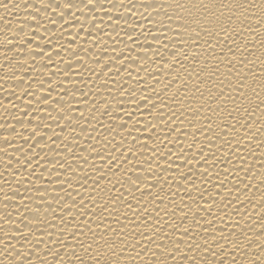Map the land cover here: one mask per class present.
Instances as JSON below:
<instances>
[{
  "label": "snow or ice",
  "instance_id": "snow-or-ice-1",
  "mask_svg": "<svg viewBox=\"0 0 264 264\" xmlns=\"http://www.w3.org/2000/svg\"><path fill=\"white\" fill-rule=\"evenodd\" d=\"M9 3L11 0H0V8L7 10ZM81 3L86 8L89 6L95 8L96 6V0H81ZM62 7L71 11L73 7L71 0H67ZM174 7L183 13V15L176 16L179 27L173 29V36L168 37V40L172 42L174 52L167 60L159 54L151 58V63L158 66L155 72L148 71L146 67L149 62L146 50L137 53V58H133L130 54L125 55L123 51L117 55L115 50H113V55L108 56L107 52L102 50V57L107 58L95 60L98 70L88 69L95 76V82H100L101 77L105 78L98 87L93 89L88 84H84V87L88 88L86 94L84 88L75 82L80 80L83 83V77L77 76L75 72L71 76L65 73L64 79L72 84V88L66 89L61 86L60 92L57 93L56 107L52 108L53 102L49 99L51 92L56 90L52 86L37 100L39 107H34L31 101L27 103L26 107L32 110L33 117L27 121V125H32L35 122L36 127H24L23 131L28 132V136H24L23 132L17 133V137L22 143L14 146L13 143H9L13 141L12 138L0 137V143L6 146L0 148V155H9V148L13 149V153L19 154L18 156L9 155V159L3 164L5 172L11 174V182L17 186L11 189V196L5 193L3 201H0L5 209L3 220H0V246L3 247L0 257H4L8 264H49L48 256H51L52 264H237L235 257L232 259H225V257H228L232 250H236L243 256L242 250L248 249L249 242L252 240L257 242L252 244V248L258 249L259 254L254 259H242L241 264H264V223H260V234L257 235L245 224L249 217L241 216L244 207L237 213L239 219L234 220L231 214L237 204L244 205V201L249 200L253 180L259 178L255 186V188H259V192H261V186H264V164L260 165V170L250 175L254 172V167L248 164L247 159L239 151L240 147L237 146L247 147L245 141L253 140L257 132H259V136L264 135V108L261 107L264 106V31H261L264 28V0H260L259 3H254L253 0H231L228 4H217L216 0H174ZM213 8H226L229 12L235 10V19L231 17L223 19L222 12L217 15L216 12L210 11ZM250 10L256 14L255 17L246 15ZM205 12L206 15H204ZM53 13L55 14L54 9ZM201 15L203 19L200 18ZM60 19H63L62 14ZM245 21L259 25L256 29L251 27L247 29L250 33L253 31L259 33L258 39L253 37L254 43L252 44L240 42L243 38L242 28ZM91 23L95 25L96 22L92 20ZM20 30L23 31V28ZM81 31H84L82 27ZM130 31H135V28H130ZM221 33H223L224 40L233 46L228 48L225 53L230 57L225 64L227 74L214 67L217 62L215 55L209 58L206 51H194V49L207 48L225 52L223 48H217L215 44ZM88 35L90 36L91 32ZM230 35L237 36V38L230 39ZM128 39L132 40V37L129 36ZM209 40H212L213 43H209ZM224 40L220 42L223 43ZM72 42L74 43V41ZM92 43L100 45L103 41L95 39ZM177 43L181 47L177 48ZM257 45L259 46L258 54ZM167 49L168 45L164 44L163 50ZM78 50L82 51L85 56L89 51L83 47ZM69 51L73 57L76 56V51L71 49ZM249 52H251L250 59L246 56V53ZM36 55L43 56L44 53L37 52ZM189 57L192 58L189 59ZM241 57L244 59L242 60ZM219 59L223 60L224 56H220ZM140 60H143L144 63H139ZM181 60L185 63H181ZM206 61L208 62L206 63ZM51 62V56H49L48 63L51 64ZM76 63L87 67L83 59H77ZM133 64L137 65L136 73L146 72L155 80V84H149L154 85V87H150L152 94L157 93L155 85L161 84L157 82L161 81L159 75H152V73H163L164 81H166L163 87L172 84L173 80L176 81L173 98H169L167 103L165 101L153 102L147 95H142L137 99L131 92L128 93V96L135 101L137 110L141 104L150 105L144 109L150 115L152 109H159V112L163 113L169 104H179L181 109L187 111L192 117L189 124L194 131L191 142L187 143L186 148L179 146V141L186 138V131L183 127L184 119H181L184 111H180V116L176 112H172L169 120L166 121L167 125H171L173 121L177 122L176 127L170 128V133H176L175 143L165 137L151 149H149L148 141L141 143L139 137H135L129 142L127 137L132 136L131 132L122 135L113 128V122L118 116H126L131 120L135 113L129 114L123 111L125 105L119 101L116 108H113L108 99V97H113V92L108 87L109 81L112 80L110 73L113 72L109 70V66L116 65L114 71L117 73L118 81L122 84L124 76L120 74L121 69L127 77L132 79L130 66ZM228 65L232 66L228 67ZM237 66H239V70L235 71V78H233L232 73ZM65 67L71 69L72 65L69 63ZM189 69H193V71L189 73ZM185 73H189L191 79ZM218 73L219 75H217ZM53 75H57V73L54 72ZM225 75L227 82L220 80V76ZM166 77L168 79H165ZM217 80H219V84L216 83ZM137 81L136 83L139 84ZM210 82L211 88L208 87ZM188 85L195 87L197 92L204 89H207L208 92L207 98L205 96L203 99L196 97L197 107L195 108L184 107L185 101L188 100L191 93ZM39 86L44 88V82L40 81ZM212 88H215L216 91H212ZM117 90L121 97L127 91L120 85ZM144 90L143 87L140 88L141 92ZM76 91L81 92L80 99L83 102V107L89 110L87 117L83 112L77 113L71 103L77 99ZM178 91L182 99L174 98ZM104 92H107V96H104ZM24 95L29 96L31 93L25 91ZM65 97H70V100H66ZM209 100L216 102L215 107L202 109L201 105H206V101ZM228 102H231L232 108L227 110L225 117L223 105ZM257 104L260 109L259 116L250 122L247 117L241 119ZM11 108L15 109V105H12ZM47 108H52L57 115L53 116L51 112L45 111ZM216 109L218 111H214ZM41 113L44 116L43 120L40 118ZM234 113L239 114L234 115ZM101 116L108 118L109 123L106 126L101 123ZM227 118H231L235 123L229 122ZM155 119L162 120L163 117L156 116ZM214 119L221 120L222 126L214 125ZM93 121L97 126H93ZM16 122L24 124L23 120ZM138 123L139 121L136 122V124ZM53 126L58 128L59 132L54 131ZM158 126L151 120L145 124V127L150 131L149 140L151 133H155ZM214 126L221 127V132H215ZM98 127L103 128L107 135L103 133L98 136L91 135L92 132L98 131ZM125 127L126 122L118 125L120 129ZM0 129L16 131L14 127L2 125H0ZM37 129L40 131L38 132ZM197 132L200 134L199 136L196 135ZM48 133L51 135L48 136L47 143H41L45 141V136ZM64 133H67V136ZM117 136H120L119 141L116 140ZM80 141H84V143H80ZM217 141H222V143L216 146ZM168 144H172V148H177L178 151L173 152L172 148L167 147ZM259 146L257 145V147ZM162 148L166 151H161ZM224 148L231 149V151L223 152L217 156V152ZM248 151L252 150L248 149ZM254 155L255 153H253ZM234 159L238 161V164L233 163ZM262 159H264V155H262ZM81 160L83 165L80 163ZM175 161H179V163ZM220 164L227 166L220 169L218 168ZM38 169H40L39 175L37 174ZM44 171L48 172L47 178L43 175ZM89 172L92 173L91 176H89ZM16 173L20 174L19 178ZM197 173H199L198 177ZM240 173H243V176ZM32 177H35V180H32ZM25 179L32 185V188H25V191L30 195L24 196L18 204L17 211L21 206L24 209L23 212H19L20 223L15 225V232L18 235L10 236L8 229H11L13 224L7 222L13 219H10L12 214L7 211L9 204L5 201L15 202L13 197L17 196L16 193H20L19 186ZM45 179H47V184L37 186L36 181ZM198 179L199 184L197 183ZM0 180L3 181V184H0L2 185L0 193H4V186L9 185L10 180L3 173H0ZM74 180L79 185L78 188L73 187ZM249 184L252 185V188L249 187ZM52 185L55 187H51ZM114 185L119 186L113 188ZM165 185L168 186L167 190ZM33 188L35 195L32 194ZM57 188L63 192V195L56 191ZM73 192L76 193L75 196H73ZM49 195L52 197L51 201L47 200ZM242 196L243 200H241ZM38 201L47 202V209H44L43 212V203ZM233 201L235 202L233 203ZM33 204L35 207L31 206ZM53 204L59 209V213L56 212V208H53ZM162 204L163 208L160 207ZM259 205L264 209V192L261 193ZM250 206L256 208L257 203ZM157 209L159 210L157 211ZM242 209L243 211H241ZM49 211L52 213L53 222L45 219ZM169 213L172 215L169 216ZM105 216L112 217L111 223L109 220H105ZM130 216L134 217V220L128 219ZM165 216L168 217V221H163ZM189 216H191V221H189ZM225 216L227 219L224 218ZM260 216L264 221V211L260 212ZM57 217L59 218L58 224L55 223ZM81 217L85 218L82 220ZM90 220L93 222L104 221L103 228L107 229V233L97 236V229L101 228V224L90 223ZM135 221H139L140 224L135 225ZM177 221H182V223L178 224ZM252 224L257 227L256 224ZM20 225H23V228ZM130 226H133L134 230L132 235H127L126 231ZM49 228L53 231L49 232ZM73 230H76L74 234ZM53 232L58 233L56 238L53 237ZM140 232L148 233L147 236L139 237L146 244H150L145 255L156 256V251H153L155 249L164 258L145 260L144 256H140L139 260L134 261L130 256H119L123 251V245L132 241L135 233ZM248 232L252 234L248 235ZM200 233L205 236L209 233L212 235L208 239H204L203 236H199ZM198 236L206 247L202 248L201 244L197 242ZM241 236L243 242L240 240ZM81 237L89 243H81L79 240ZM110 238L116 242L109 243ZM94 239L97 241L95 247L91 243ZM218 239L220 243L215 244V248L218 251H223H220L219 256H217V252H212L211 255L215 259H198L196 255H193L197 250L200 253H208L209 248L213 246L211 242ZM13 240L18 241L20 246L17 247L13 244ZM42 240L43 243H41ZM69 240L73 244L66 247L65 242ZM137 242L133 241L129 245L130 248H134ZM161 242H166L168 246H163ZM77 243L82 249L80 255L73 256L70 260H66L63 256L56 258L61 248L67 251ZM42 244L43 248H41ZM50 244L54 247L48 251L47 257H41L40 253L48 249ZM37 245L40 246L37 247ZM225 245L228 247L225 248ZM102 247L114 249L111 252L113 258L105 255L97 259L96 256L100 255ZM140 247L143 249L145 244H141ZM89 249H92L96 255L81 259ZM30 251L35 255L30 256ZM172 253L174 255L170 258L166 255ZM117 256L119 259H115Z\"/></svg>",
  "mask_w": 264,
  "mask_h": 264
},
{
  "label": "bare ground",
  "instance_id": "bare-ground-1",
  "mask_svg": "<svg viewBox=\"0 0 264 264\" xmlns=\"http://www.w3.org/2000/svg\"><path fill=\"white\" fill-rule=\"evenodd\" d=\"M66 2L67 0H11V3H9L7 10L0 8V125L5 127H14L16 129L15 132L4 131L0 129V137L8 136L12 138L13 141L9 143H13L14 146L22 143V141L18 139L17 133L23 132L24 136L29 135L28 132L23 131L25 126H28L29 128L36 127L35 122H33L32 125H27V121L29 119H33L31 115L32 110L26 107L27 103L31 101L34 107H39V105H37V100H39L41 96L47 92L50 86H52L56 90L51 92V96L49 97V99L52 100V108H54L57 106L56 98L57 93L60 92L61 86L66 89L72 88V84L68 80L64 79L65 73H68L71 76L72 73L75 72L77 76H82L83 83L80 80H76L75 82L84 88V93L86 94L88 93V88L84 87V84H88L89 87L95 89L99 86V83L103 82V80L105 79L104 77H101L100 82H95V76H93L92 73L88 70H98V65L95 63V60L100 58H107L102 57V50L104 52H107L108 56L113 55V50H115V53L117 55L121 51H123L125 55L130 54L133 58H137V53L146 50L149 60L146 67L148 71L152 72H155L158 67L156 64L151 63V58L153 56L159 54L167 60V58L170 57L174 52V50L172 49V42L168 40V37L173 36V29L179 27V25H177L179 21L176 20V16L183 15V13L180 12L179 9L173 11V0H96L95 8H92V6L86 8L81 3V0H71V3L73 5L71 11H67L62 7V5ZM216 2L217 4H228L231 2V0H216ZM253 2L259 3L260 0H253ZM53 9L55 10V14L53 13ZM210 11L216 12L217 15H220V13L222 12L223 19H227L229 17L235 19V10L233 12H229L226 8H223L220 12H217L216 9L213 8L210 9ZM61 14L63 15V19H60ZM206 14L207 13L205 12L204 15ZM246 15L255 17L256 14L250 10ZM169 17L171 18L170 20L168 19ZM200 18L203 19V16L201 15ZM92 20H95V25L91 23ZM81 27L84 29V31H81ZM133 27L135 28V31H130V28ZM249 27H251L252 29H256L259 27V25L245 21L242 28L243 38L240 41L241 43L252 44L254 43L253 37H255L256 39L259 38V33L255 31L250 33L247 31ZM21 28H23V31L20 30ZM100 29L102 30L100 31ZM261 31H264V28H262ZM89 32H91L90 36L88 35ZM129 36L132 37V40L128 39ZM237 36H239V34H237ZM237 36L230 35V39H235L237 38ZM95 39H100L103 41V43L100 45H94L92 41ZM221 40H224L223 33H221L219 39L215 41V44L217 48H223L225 52H219V50L216 51L215 49L207 48L199 50L194 49V51H206L209 55V58H211L212 55H215L217 57V62L214 67L219 68L221 72L227 74V68L225 67V64L226 61L230 59V57L228 55H225V53L227 52L228 48H232L233 46L227 40H224L223 43L220 42ZM72 41H74V43ZM209 43H213V41L209 40ZM164 44L168 45V49L165 51L163 50ZM80 47L89 49L87 56H85L82 51L78 50ZM179 47H181V45L177 43V48ZM69 49H71L72 51H76L75 57L71 55ZM258 49L259 46L257 45V54ZM130 50L132 51L130 52ZM233 51H235L234 48ZM37 52H43L44 55H36ZM57 53H59V55H57ZM222 55L224 56V59L220 60L219 57ZM49 56H51V64L48 63ZM246 56L250 59L251 52L246 53ZM191 58L192 57H189V59ZM77 59H83L86 62L87 67H84L81 64H77ZM241 59L243 60L244 57H241ZM207 62L208 61H206V63ZM69 63H71L72 65L71 69L65 67V65ZM139 63H144V61L140 60ZM181 63L185 62L181 60ZM256 65L258 67V61L256 62ZM231 66L232 65H228V67ZM130 67L132 69V79H130V77H127L123 69H121L120 74L121 76H124V81L122 82V84H120L118 78L116 77L117 73L114 71L116 65L109 66V70H112L113 72L110 73V77L112 78V80L109 81L108 87H110V90L113 92L114 98L108 97V99L112 103L113 108H116L117 102L119 101L120 103H123L125 105L123 111H126L129 114L135 113L131 120H129L126 116H118L117 119L113 122V128L119 131L122 135H126L127 132H131L132 136L127 137L129 142L135 137H139L141 143H143L144 141H148L149 149H151L152 146L158 144L159 141L161 139H164L165 137L175 143L174 137L176 136V133H170V128L176 127L177 122L173 121L171 125H167L166 121L169 120L172 112H176L177 115L180 116V111H184V109H181V106L179 104H169V107H165L163 113L159 112V109H152V114L150 115L149 112L144 111V109L146 107H150V105L141 104L139 110H137V108L135 107V101L129 98L128 93L131 92L137 99H139L142 95H147L152 99L153 102L159 103L160 101H165V103H167L169 98H173L172 95L174 94V84L176 83V81L173 80L172 84L163 87L164 83L166 82L164 81L163 73H152V75H159V78L161 79V81H157L161 84L155 85V90L157 91V93L152 94V89L150 87H154V85L149 84H155V80H153L152 77L148 76L146 72L136 73L135 68L137 67V65L133 64ZM237 70H239V66L234 69L232 73L233 78H235V71ZM192 71L193 69H189V73ZM54 72H56L57 75H53ZM189 73H185V75H189ZM137 75H139V77H137ZM217 75H219V73ZM137 79H139V81H137ZM165 79L168 78L166 77ZM189 79H191L190 75ZM220 80H225V82H227L226 75L220 76ZM40 81L44 82V88H40ZM136 81L139 84H137ZM216 83L219 84V80H217ZM118 85L127 90L125 91L123 97L120 96V93L117 90ZM141 87L145 89L144 92L140 91ZM188 87L191 89V93L189 94L188 100L185 101L184 107L195 108L197 107L196 97H200L201 99H203V97L205 96V98H207L208 92L207 89L201 90V92H197L196 88L192 85H188ZM208 87H212L211 82L209 83ZM25 91L31 93V95L25 96ZM212 91H216V89L212 88ZM225 92H227V89H225ZM75 94L77 99L75 101H71V103L76 108L77 113L83 112L85 117H87L89 115V110L83 107V102L80 99L82 95L81 92L76 91ZM152 95H156L158 97ZM104 96H107V92H104ZM174 98L182 99V97L179 96V91ZM65 99L70 100V97H65ZM214 99L215 97L213 98V100ZM213 100L206 101V105H201V108H210L211 106L215 107L216 102ZM12 105H15V109L11 108ZM223 106L225 108L226 117L227 110H230L232 108V104L231 102H228ZM261 107L264 108V106ZM52 108H47L45 109V111L51 112L53 116H56L57 113L54 112ZM214 111H218V109ZM259 112V104H257L254 109L249 110V113H245L244 116L241 117V119L247 117L248 121L250 122L252 119L259 116ZM25 113H28V115H25ZM235 114L239 113H234V115ZM156 116H162L163 119L157 120L155 119ZM40 118L42 120L44 119L43 113H41ZM191 118L192 117L187 111H184L183 116L181 117V119H184L183 127L186 131V138H182L179 141V146L185 148L187 146V143L191 142L194 131L193 127L189 124V120ZM227 119L229 120V122L235 123V121L231 120V118ZM17 120H23L24 124H18L16 122ZM149 120H151L152 123L159 125L156 128L155 133H151L150 140V131L145 127V124ZM100 121L105 126L109 123L108 118L104 116L100 117ZM137 121H139L138 124H136ZM124 122H126V127L124 129L118 128V125ZM61 123H64V121H61ZM92 123L93 126H97L95 121H93ZM214 125L222 126V121L214 119ZM237 127L239 128L238 124ZM257 127H259V125H257ZM53 130L59 132V129L55 126H53ZM37 131L39 132L40 130L37 129ZM214 131L217 133L221 132V127L214 126ZM241 132H243V129H241ZM100 133L107 135V133L104 132V129L99 127L98 131L92 132L91 135L98 136ZM50 135L51 133H48L45 136V141L41 143H47L48 136ZM64 135L67 136V133H64ZM196 135L199 136L200 134L197 132ZM53 139H56V137H53ZM241 139H243V137H241ZM116 140L119 141L120 136H117ZM262 141H264V135L259 136V132H257L253 140L245 141L247 147H245L244 145H237L238 147H240L239 151L241 152V154L247 159L248 164L253 165L254 167V172L250 173V175L254 174L257 170H260V165L264 164V159H262V155H264V143H262ZM57 143L59 144L60 142L58 141ZM80 143H84V141H80ZM221 143L222 141H217L216 146H219ZM257 145L260 146L257 147ZM3 147L6 146L0 143V148ZM167 147L172 148V144H168ZM248 149H251L252 151L249 152ZM8 151L9 155H19L18 153H13L12 148H9ZM161 151H166V149L162 148ZM172 151L176 152L178 151V149L172 148ZM226 151H231V149H221L220 152H217V156H220L221 153ZM253 153H255L254 156ZM9 155H0V173H3L4 176L9 178L10 180L9 185L4 186V193H0V201H3L5 193L11 196V189L17 187L14 183L11 182V174L5 172L3 167L4 162L9 159ZM41 155H44V153H41ZM85 155H87V153H85ZM175 162L179 163V161ZM80 163L81 165H83L82 160L80 161ZM233 163L238 164V161L234 159ZM181 166L183 167V165ZM226 166V164H220L218 165V168L222 169ZM39 173L40 169L37 170L38 175ZM43 175L45 178H47L48 172L44 171ZM91 175L92 173L89 172V176ZM169 175L171 174L169 173ZM240 175L243 176V173H240ZM16 176L17 178H19L20 174L16 173ZM198 176L199 173H197V177ZM241 179H243V177H241ZM258 179L259 178L251 182L253 188L252 185L249 184V187L252 188V193L249 197V200L244 201V205L237 204L236 208L233 209L231 213L234 220L239 219L240 217L237 216V213H239L240 209L244 207V211L243 209L241 210L243 211L241 213V216L249 217V219L245 221V224L247 225V228L253 229L257 235L260 234V223H264L260 216V212L264 211V209L260 208L259 205L261 193L264 192V186H261V192H259L258 187L255 188ZM32 180H35V177H32ZM89 183H91V181H89ZM197 183L199 184V179L197 180ZM0 184H3L2 180H0ZM36 184L37 186L41 184H47V179L36 181ZM92 186L95 187V185ZM118 186L119 185H114L113 188ZM51 187H55V185H52ZM73 187H79V185L75 183V180L73 181ZM85 187L87 188L88 186L86 185ZM167 187L168 186L165 185L166 190ZM201 187H204V185H201ZM25 188H32V185L29 184L27 179H25L23 184L19 186L20 193H16L17 196L13 197L16 203L13 201H5V203L9 204L7 211L12 214V217H10V219H13L12 221L7 222L9 224H13V227L11 229H8L10 236L14 234L18 235L15 232V225L20 223L19 212L24 211L22 206L21 208H19V211H17L18 204L24 196L30 195V193L25 191ZM41 191H43V188H41ZM56 191L60 192V194L63 195V192L60 189L57 188ZM105 191H107V189H105ZM32 194L35 195L34 188L32 189ZM72 194L73 196L76 195L75 192H73ZM81 195H83V193H81ZM125 195H127L126 192ZM162 195H164V193H162ZM51 199L52 197L49 195L47 197V200L51 201ZM243 199L244 197L242 196L241 200ZM234 202L235 201H233V203ZM39 203H43L42 212L44 209H47V202ZM158 203H160V201H158ZM253 203H257L256 208H252L250 206ZM31 206L35 207V204ZM160 207L163 208L164 205L162 204L160 205ZM229 207H231V205H229ZM53 208H56L55 204H53ZM158 210L159 209H157V211ZM4 211L5 209L3 207V204L0 203V220H3ZM121 211H123V209H121ZM213 211L215 212V209ZM229 211H231V209H229ZM56 212L59 213L58 208H56ZM149 214L154 215L153 213ZM171 215L172 214L169 213V216ZM84 218L85 217H81L82 220ZM224 218L227 219V216H225ZM29 219H31V217H29ZM45 219L49 222H53L52 213L50 211ZM111 219L112 217L105 216V220H109V223H111ZM128 219L134 220V217L130 216ZM173 219H175V217H173ZM163 221H168V217H163ZM189 221H191V216H189ZM55 223H59L58 217ZM90 223L101 224V228L97 229V236L107 233V229L103 228L104 221L93 222L90 220ZM177 223L180 224L182 223V221H177ZM252 223L256 224L257 227ZM139 224V221H135V225ZM20 226L21 228H23V225ZM93 227H95V225H93ZM133 230V226H130V228L126 231V234L132 235ZM25 231H27V229H25ZM48 231L52 232L53 230L49 228ZM75 231L76 230H73V234ZM117 231L119 230L117 229ZM251 234V232H248V235ZM141 235L147 236L148 233H135V235L133 236V240L123 245V251L120 252L119 256L127 255L130 256L134 261L139 260L140 256H144L145 260L164 258V256H162L161 253L155 249H153V251H156V256L145 255V252L147 251V248L150 246V244H146L145 241L140 240L139 237ZM211 235V233H209L207 236H205L203 233L199 234V236H203L204 239H208ZM56 236H58V233L53 232V237L56 238ZM199 236L197 237V242L201 244L202 248L206 247V245L203 244V240L200 239ZM79 240L81 243H89V241L84 240L82 237L79 238ZM240 240L241 242H243L242 236L240 237ZM133 241L138 242L136 243L134 248H130L129 245ZM43 242L44 241L42 240L41 243ZM115 242L116 241L110 238L109 243ZM12 243L17 247L20 246L19 242L16 240H13ZM91 243L93 244V247H95L97 241L94 239L93 241H91ZM161 243L165 247L168 246L166 242ZM211 243L213 246L209 248L208 253H200L199 250H197V252L193 253V255H196L198 259H215V257H213L211 253L217 252V256H219L220 251L223 250L218 251L215 248V244L220 243L219 239L216 241H212ZM255 243H257L255 240L249 242V248L242 250L244 253L243 256H241L240 253L236 250H232L231 254L228 257H225V259H232L233 257H235V259L237 260V264H241L242 259H254L259 254L258 249L252 248V244ZM70 244H73L71 240L65 242L66 247ZM141 244H145V247L143 249L140 247ZM39 246L40 245H37V247ZM43 247L44 245L42 244L41 248ZM53 247L54 246L50 244L48 249L40 253V256L47 257L48 251H50ZM227 247L228 245H225V248ZM2 250L3 247L0 246V251ZM81 251L82 249L80 248L79 243H77L71 248H68L67 251H65L64 248H61L57 253L56 258L58 259L63 256L66 260H70L73 258V256L80 255ZM112 251H114V249H107L102 247L100 249V255L96 256V258L100 259L101 256L105 255H107L109 258H113L111 257ZM31 255H35V253H31L30 251V256ZM94 255L96 254L92 251V249H89L88 252L81 257V259H84L85 257H92ZM166 255L170 258L172 255H174V253ZM119 256L115 257V259H119ZM8 258L11 259V257ZM47 259L49 264H52L51 256H48ZM0 264H8V262L4 259V257H0Z\"/></svg>",
  "mask_w": 264,
  "mask_h": 264
},
{
  "label": "clouds",
  "instance_id": "clouds-1",
  "mask_svg": "<svg viewBox=\"0 0 264 264\" xmlns=\"http://www.w3.org/2000/svg\"><path fill=\"white\" fill-rule=\"evenodd\" d=\"M173 2H174V0H173ZM175 10H176V9H175V7H174L173 11H175ZM216 11L220 12L221 9H216Z\"/></svg>",
  "mask_w": 264,
  "mask_h": 264
}]
</instances>
